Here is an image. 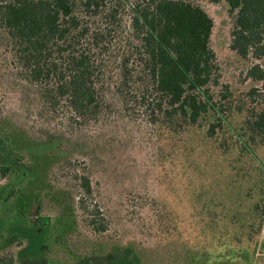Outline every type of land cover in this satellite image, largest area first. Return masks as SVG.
Here are the masks:
<instances>
[{"label": "rangeland", "instance_id": "374dc122", "mask_svg": "<svg viewBox=\"0 0 264 264\" xmlns=\"http://www.w3.org/2000/svg\"><path fill=\"white\" fill-rule=\"evenodd\" d=\"M190 1L214 22L210 46L222 85L237 94L255 88L264 97L263 83L248 75L255 64L264 70V58L242 59L231 50L234 19L228 4ZM7 50L0 35V166L10 169L6 177L0 171V255L15 264H191L189 250L207 252L210 262L223 259L228 245L221 237L228 236L233 251L250 252L231 264H249L255 247L254 257L264 264V222L259 235L244 229L258 214L256 205L263 207L261 171L239 153L228 132L219 129L209 138L205 125L181 139L159 141L138 107L132 117L72 132L43 109ZM59 134L63 141L53 139ZM255 152L264 165V143ZM86 173L94 191L88 201H96L107 218L105 233L91 229L80 206V199L87 201L79 185ZM35 205L51 217V227L33 226ZM229 210L232 217L225 219Z\"/></svg>", "mask_w": 264, "mask_h": 264}, {"label": "trees", "instance_id": "16d2710c", "mask_svg": "<svg viewBox=\"0 0 264 264\" xmlns=\"http://www.w3.org/2000/svg\"><path fill=\"white\" fill-rule=\"evenodd\" d=\"M210 1L229 6L234 19L231 50L242 59L251 54L264 58V0ZM213 27L208 13L190 0H0V35L10 64L60 126L72 132L96 129L114 117L134 116L138 107L140 118L159 141L164 136L181 139L205 125L209 138L219 129L228 132L239 153L249 155L261 171L263 207L256 205L258 214L244 228H250L251 236L259 235L264 222V165L255 148L264 143V97L255 88L237 94L222 85L210 46ZM248 75L264 87L260 64ZM53 139L63 141L60 134ZM0 171L6 177L9 166H0ZM79 185L87 198L80 199V206L89 215V226L105 233L107 218L96 201H88L94 194L89 174L79 178ZM242 198L238 194L237 200ZM32 217L36 228L53 225L38 205ZM231 217L229 210L224 218ZM221 238L226 239L228 255L210 262L207 252L195 255L189 250L190 263L196 264V258L203 264H231L233 258L250 255L245 247L233 251L230 237ZM256 249L249 264H258ZM0 264L15 260L0 255Z\"/></svg>", "mask_w": 264, "mask_h": 264}]
</instances>
